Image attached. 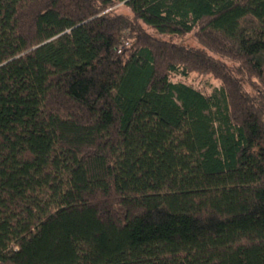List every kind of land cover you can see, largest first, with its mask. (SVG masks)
Instances as JSON below:
<instances>
[{"label":"trees","instance_id":"obj_1","mask_svg":"<svg viewBox=\"0 0 264 264\" xmlns=\"http://www.w3.org/2000/svg\"><path fill=\"white\" fill-rule=\"evenodd\" d=\"M0 264H264V0H0Z\"/></svg>","mask_w":264,"mask_h":264},{"label":"rangeland","instance_id":"obj_2","mask_svg":"<svg viewBox=\"0 0 264 264\" xmlns=\"http://www.w3.org/2000/svg\"><path fill=\"white\" fill-rule=\"evenodd\" d=\"M120 13L128 14V10L124 7L118 10ZM165 40H171L177 44H182L191 48L200 47L197 40L193 35H188L185 37L177 38V37H164ZM175 81L183 82L187 85L193 86L195 89L201 91L205 95H212L216 92V88L219 87V82H217L213 77L210 76H201L196 74H191L188 79L177 78Z\"/></svg>","mask_w":264,"mask_h":264},{"label":"built area","instance_id":"obj_3","mask_svg":"<svg viewBox=\"0 0 264 264\" xmlns=\"http://www.w3.org/2000/svg\"><path fill=\"white\" fill-rule=\"evenodd\" d=\"M109 11H113V10H109ZM125 45H126V46H128L129 44H128V43H126Z\"/></svg>","mask_w":264,"mask_h":264}]
</instances>
